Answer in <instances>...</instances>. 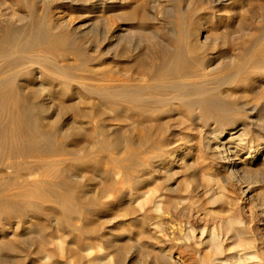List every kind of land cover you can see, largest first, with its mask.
Wrapping results in <instances>:
<instances>
[{
    "label": "rangeland",
    "instance_id": "1",
    "mask_svg": "<svg viewBox=\"0 0 264 264\" xmlns=\"http://www.w3.org/2000/svg\"><path fill=\"white\" fill-rule=\"evenodd\" d=\"M65 1L57 7L59 3L52 4V0H0V21L4 22L5 18H8L10 21L22 25L23 23L18 22L17 19H19V15H25V24L30 26L32 19L45 18L46 27L51 32H71L72 34L69 36L75 40V46L86 53H92L91 55L97 58L94 59L97 70L99 69L108 77L112 75V77H120V79L125 75L127 68H134L137 66L136 64L159 62L162 58L170 57L180 42V36L183 37L184 32L191 30L192 26L194 28L197 22H202L197 25L200 34L197 36L198 38L187 39V42L197 39L196 41L202 47L198 53L200 57L203 60L211 59L214 64H225L233 55L239 60L244 50L250 45L252 36L259 35L264 28V0H226L222 5L206 9L200 8L207 6L208 0H101L105 6L98 12L108 16L116 26L135 24L141 25L146 31H153L156 37L153 39L156 44L155 51H157L155 52L156 56H152L146 45L138 48L122 42L117 45L115 41L110 40L112 38L109 41L99 40V49L93 50L78 35L84 30L82 24L85 22L84 19L88 12L86 13L80 7L81 1L77 4ZM195 8L199 10L195 11ZM28 12L29 14H27ZM197 16L201 19H198ZM220 19L221 26L218 31L224 38H220L215 43L204 41L206 27L209 28ZM133 30L131 29V32ZM90 34L86 36L91 37ZM95 38L99 39V36L97 35ZM263 51L261 48L254 51L253 62L259 63L251 68L254 74L250 81L235 85L233 90L222 89L219 94L221 98L234 104L235 110L225 113H205L203 118L193 124H189L184 118L181 119L182 113H161L158 115V119L166 130L161 143L162 148L168 150L178 146L179 153L190 148L191 142L185 143V131L189 127H193L192 141L194 143L204 142H201L200 149L193 145L192 155H194L189 160H196L202 154L207 156L205 163L213 165V169L206 168L204 172L211 175L216 173L217 176L212 175V179L203 178L204 184L208 187L214 184L212 188L203 193V190L196 188L193 179L190 180V176L186 178V175L178 174L176 178L178 193L174 195L166 193L160 195L161 197L159 195L156 197V200L160 198L178 200V197L186 196V199L183 200L184 203L181 202L180 205L189 204L190 207L188 206L187 211L189 215L191 212L190 218L174 217V221L171 222V213L175 215L174 208L168 207L169 209L166 208V210L164 207V213H159L152 204L144 202L145 197L142 195V190L136 189L137 185L134 182L130 183L124 180L122 166L125 161H115L109 155L110 153L116 155L123 153L124 155L125 152L122 149L127 126L119 113L110 110L107 102L82 97L80 101L78 100L80 111L68 110L62 115L54 113V118L62 120L60 123L67 124L68 121V125L79 126V132L77 127L71 132L72 135L65 139L64 145L68 157L78 156L80 152L82 155L89 142H95L96 148L88 157L81 160L67 157L64 160L53 162L59 158L57 155L45 157L47 160H51L50 164L38 166L31 172L21 169L20 175L16 179L10 180L9 189L5 195L7 198L0 199V238L3 237V240L15 239L31 215H35V225L40 224L45 227L46 237L44 241L36 245L17 246L15 251L11 252L10 260L6 264H209L215 254L211 251L207 231L202 234L204 228L208 231L209 228L218 232L222 231L220 240L225 248V254L231 252H233L231 254H237L238 250L241 252L243 247L249 246L250 250L255 251L259 256L260 264H264L263 154H260L252 164L237 165L241 169L245 168L240 172H243L242 176L238 174L233 178L230 176V179L228 176H226L228 178L222 177L221 174L225 170L214 171V168L226 167L228 161L225 163L224 159L219 158L220 155L216 154L218 152L214 147L218 139L214 138L212 134V130L215 128L228 130L234 126L237 127L236 132H238L242 125H246L250 131H253V136L257 138L262 133L258 132L256 128L264 132ZM223 52L228 53L223 57L221 56L224 54ZM77 88L80 87L77 85L71 87L72 90ZM63 99L65 98L55 99L53 104L70 105L74 103V100ZM80 113H84L83 116ZM100 125H104L105 129L99 130L97 126ZM239 126L241 127L239 128ZM139 132V129L133 131L135 140ZM262 146L264 149V144ZM79 149L80 151H78ZM246 151L239 153L233 162L237 164L236 162L243 158ZM178 152L174 154L173 161L180 163ZM85 153L87 152L85 151ZM17 159L23 167L25 163L29 165L36 162L39 156H25ZM159 162V160H153L147 167L138 170L133 181L144 171L160 177L162 166L159 165ZM0 168L4 173L10 170L2 164H0ZM256 172L260 173L256 174ZM243 175L247 176L243 178ZM5 177L1 179H5ZM223 178L227 182H223ZM25 180L30 187L27 186L25 194L18 197L16 194L20 191L19 188L26 183ZM37 183L41 186L39 189L36 188ZM146 185L143 183V189L147 187ZM57 193L66 195L69 199L68 202L62 205ZM82 195L88 197L85 202L80 200ZM13 200L18 202L16 206L11 204ZM76 205L79 206L84 217V221L80 223L83 224V227L79 229L71 224L72 218L80 216V214L71 213ZM224 218H226L225 221ZM161 220L164 221L162 227L158 224ZM187 220L191 222L194 230V238L188 242L184 240L185 237L183 238L185 229L189 226H187ZM174 236L175 239L177 238L176 240L180 241H176ZM183 244H188V249H185ZM158 247L164 248L169 254L163 262L158 257ZM6 253L8 250H3L1 255ZM143 253H146L148 258ZM178 253L181 258H184L183 260L187 261L183 263L182 259L177 258L180 256ZM26 254L27 256H25ZM191 256L193 258H190ZM233 259L230 256L228 263L216 260L213 264H236Z\"/></svg>",
    "mask_w": 264,
    "mask_h": 264
},
{
    "label": "bare ground",
    "instance_id": "2",
    "mask_svg": "<svg viewBox=\"0 0 264 264\" xmlns=\"http://www.w3.org/2000/svg\"><path fill=\"white\" fill-rule=\"evenodd\" d=\"M64 1L65 0H52V4L59 3L57 6L59 7ZM79 1H81L80 7L84 9L86 13L88 12L86 18L84 17L85 22L82 24L84 30L78 33L81 40L85 42L87 46L96 50L99 49V40L109 41V39L112 38L110 40L115 41L117 45L121 42L124 44H132L135 48L146 45V48L150 51V55L156 56L155 52L157 50L155 51L156 44L153 40L155 37L153 31H146L141 25L135 24H121L116 26L108 16L98 12L105 6L101 0H66L65 2L77 4ZM225 1L226 0H208V5L201 6L200 9L217 7L222 5ZM57 7L55 8L57 9ZM197 10L199 9L195 8V11ZM29 12L27 14H29ZM1 15L3 16V14ZM18 17L19 19H17V21L22 22V25H18L8 18H5L4 22L0 21V164L10 169L7 173L5 171L7 174L5 177V173L2 168H0V199L7 198L5 195L7 194L6 191L9 189V182L11 179H16L20 175L21 169L31 172L33 169L38 168V166L50 164L51 160H47L45 157L57 155L59 158L53 162L61 161L68 157L66 153L67 149L64 145L65 139L72 135L71 132L76 130L77 127V131L79 132V126L68 125V121L67 124L60 123L62 120L59 121L57 118H54V113L62 115L68 110H76L78 112L80 111L78 106V100L80 101V98H94L107 102L110 110L119 113L126 122L125 126H127V130L122 149L125 152L124 155L122 152V155L113 153L109 155V157L115 161H125V164L122 166L125 176L124 180L130 183L134 182L137 185L136 189L139 191L142 190V195L145 197L144 202L152 204L159 213H164V207L165 209L168 207L174 208L175 215L171 213V222L174 221V217L181 218L185 216L190 218L191 212H189V215L187 211L190 207L189 204L180 205L181 202L184 203L183 200L186 199V196H180L178 200H163L161 198L156 200V197L166 193L173 195L178 193L179 188L176 179L178 174H184L186 178L190 176V180L191 178L193 179L196 188H200V190H203V193H205L212 188L214 184L208 187L204 184L203 178L207 177L212 179V175L214 174L211 175L210 173L204 172V170L206 168L208 170L213 169V165L205 163L207 156L205 157L203 154L197 159L195 158L196 160H189L194 155H192L194 146L200 149L201 142H204L196 140L197 142L194 143L192 141L193 127H187L188 129L185 131V143L189 144V142H191L190 148H186L180 153L178 152V146H174L168 150L162 148L161 143L164 140L166 130L160 122V119H158V115L161 113H182L181 119L184 118L189 124H193L203 118L205 113H225L226 111L235 110L234 104L227 102L225 99L221 98L219 94H221L222 89L230 90L235 87V85L245 84L252 79L254 71L251 70V68L259 63L253 62L254 51L260 48L264 50V28L259 35L252 36L250 45L244 50L242 56L240 55L241 57H239V60L233 55L229 57L230 60L225 64H214L213 60H203V58L200 57L198 53L202 47L199 45V42L196 41L197 39L187 42V39H195L199 36L200 29H197V25H200L202 22H197L194 28L192 26L191 30L184 32L183 37L180 36V42L170 54V57L162 58L159 62H143L139 65L136 64L137 66L134 68H127V70H125L126 72L124 71L125 75L120 79V77L114 78L112 75L108 77V75H105V73L99 69L97 70L94 64V59L97 58H94V56L91 55L92 53H86V51L76 47L74 44L75 40H72L69 36L72 34L71 32H51V30L46 27L45 18L40 20L32 19L30 26H27L25 24V15H19ZM199 18L200 17H198V19ZM220 26L221 19L210 25L209 28L206 27L204 41L215 43L220 38H224L220 31H218ZM74 29L76 30L77 28ZM131 29L134 30L131 32ZM88 34L92 36L87 37L86 35ZM97 35L99 39L95 38ZM124 49L126 50L127 48ZM223 53L224 54L221 56L224 57L228 52ZM74 85L80 88L72 90L71 87ZM58 98H68V100H74V103L70 105H64L62 103L54 105L53 101L55 102V99ZM195 109L199 110L196 111ZM83 114L84 113H80L82 116ZM97 127L99 130L105 129L104 125ZM240 127L241 126H239V128ZM135 129H139L140 131L136 140L133 137V131ZM256 129H258V132L262 133L258 138L253 136V131H250L246 125H242L238 132H236V126L228 130L213 129L212 134L214 138L218 139L214 147L218 152L216 154H219V158H223L225 163L228 161L226 167H215L214 171H217V169L220 171L224 169L225 172L221 174V176H228L229 178H226L230 179V176L232 178L234 175L238 176V174L242 176L243 172H240L245 168L243 167L241 169V167H237V165L243 163L252 164L260 154H263L262 161H264V149H262V145L264 144V132L259 128ZM95 144V142H89L85 149L87 153L82 149L84 151L82 155L80 152L78 156L68 158L75 160L85 159L95 150ZM244 150L247 151L243 158H240V160L236 162L237 164H235L233 160ZM78 151H80V149ZM176 152L179 153L177 156L180 158V163L179 161H173ZM25 156H39V159L29 165L25 163L22 167L17 158ZM153 160L160 161L159 165L162 166V175L157 177L153 173L144 171L142 175L140 174L141 176L133 181L135 173L147 167ZM201 160L202 163H200ZM5 161L6 163H4ZM259 173L260 172H256V174ZM214 176H216V173ZM244 176L247 175H243V178ZM4 177L5 179H1ZM223 179V182H227L225 178ZM25 182L26 183L19 188L20 191L16 194L18 197L25 194L28 188L27 186L30 187L26 180ZM143 183L147 184L145 189L142 187ZM40 187L41 186L37 183L36 188L39 189ZM57 197L62 205L69 200L66 195L60 193H57ZM87 198L86 195H82L80 200L85 202ZM11 202V204H14L13 206L18 204L15 200ZM79 210V206L76 205L71 212L80 214L79 217L71 219V224L78 229L83 227V224L81 225L80 223L84 221L82 211ZM225 219L226 218H224V221ZM34 222L35 215H31L20 232L17 235L15 234V239L3 240V237L0 238V264L8 263L11 252L15 251L17 246H32L45 240V227L40 224L35 225ZM186 222L187 226H189L185 229L186 231L185 234H183V238L185 237L186 239L184 240L188 242L194 238V230L191 222L189 220ZM163 223L164 221L161 220L158 224L162 227ZM205 231H207V237H209L211 251L215 254L213 258L210 259L209 264H213L216 260L228 263L230 261V256L235 259L236 264H242L241 262H248L246 264H260L258 260L259 256L255 251L250 250L249 246L243 247L241 252L238 250L237 254H231L233 252L225 254V248L220 240L222 231L218 232L210 228L208 231L204 228L202 234H204ZM162 240L164 241V239ZM184 246L185 249L189 247L188 244ZM158 248V257H160L163 262L167 259L169 254L164 248ZM170 249L168 250L171 252ZM3 250H8V253L2 256ZM178 250L181 252L180 248H178ZM21 251L24 252V250ZM128 251H130V249H128ZM37 252L39 251L37 250ZM178 254L180 255V253ZM144 255H146V253ZM25 256H27V254ZM147 256L148 255H146V257ZM177 258L182 259L183 263L187 261L183 260L184 258H181V255L177 256ZM190 258L193 257L191 256Z\"/></svg>",
    "mask_w": 264,
    "mask_h": 264
}]
</instances>
